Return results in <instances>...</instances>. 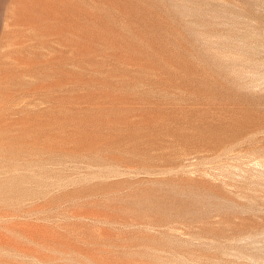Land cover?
Wrapping results in <instances>:
<instances>
[{
    "label": "rangeland",
    "instance_id": "rangeland-1",
    "mask_svg": "<svg viewBox=\"0 0 264 264\" xmlns=\"http://www.w3.org/2000/svg\"><path fill=\"white\" fill-rule=\"evenodd\" d=\"M0 264H264V0H0Z\"/></svg>",
    "mask_w": 264,
    "mask_h": 264
}]
</instances>
